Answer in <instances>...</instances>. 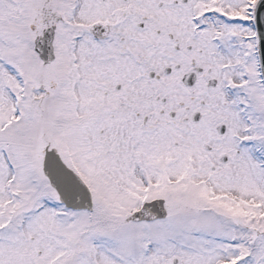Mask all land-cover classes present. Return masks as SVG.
<instances>
[{
    "label": "snow or ice",
    "instance_id": "6c2138e0",
    "mask_svg": "<svg viewBox=\"0 0 264 264\" xmlns=\"http://www.w3.org/2000/svg\"><path fill=\"white\" fill-rule=\"evenodd\" d=\"M0 264H264V0H0Z\"/></svg>",
    "mask_w": 264,
    "mask_h": 264
}]
</instances>
